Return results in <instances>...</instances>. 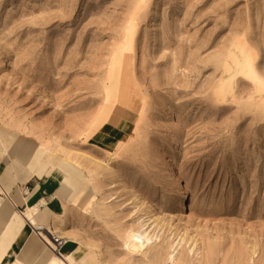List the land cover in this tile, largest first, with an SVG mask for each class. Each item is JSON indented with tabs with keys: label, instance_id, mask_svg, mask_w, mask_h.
<instances>
[{
	"label": "rangeland",
	"instance_id": "1",
	"mask_svg": "<svg viewBox=\"0 0 264 264\" xmlns=\"http://www.w3.org/2000/svg\"><path fill=\"white\" fill-rule=\"evenodd\" d=\"M0 130L84 178L76 264H264V0H0Z\"/></svg>",
	"mask_w": 264,
	"mask_h": 264
},
{
	"label": "crops",
	"instance_id": "2",
	"mask_svg": "<svg viewBox=\"0 0 264 264\" xmlns=\"http://www.w3.org/2000/svg\"><path fill=\"white\" fill-rule=\"evenodd\" d=\"M131 121L126 112L110 116L104 128V139L112 141L127 135ZM7 138L11 137L0 130V165L4 164L0 173V264H48L53 255L32 237V228L27 222L23 224L17 215L22 216L27 210L29 216L34 211L32 217L36 225L53 226L56 219L70 213L68 206H64L63 214L56 215L60 187L68 193L67 199H72L77 193V185L67 174L68 179L64 173L55 170L58 163L54 158L48 172L42 176L33 174L31 158L39 151L35 143L30 140L9 143ZM20 175H23L21 182H15L16 176ZM71 202L75 201L72 199ZM62 251L66 263L69 262L63 254L69 253L76 264L77 246L66 244Z\"/></svg>",
	"mask_w": 264,
	"mask_h": 264
},
{
	"label": "bare ground",
	"instance_id": "3",
	"mask_svg": "<svg viewBox=\"0 0 264 264\" xmlns=\"http://www.w3.org/2000/svg\"><path fill=\"white\" fill-rule=\"evenodd\" d=\"M35 153V152H34ZM53 156L45 153V152H37L35 154H33L32 158H31V164H32V173L38 176H42V174L48 172L49 168L51 166H53L52 161H53ZM31 166V165H30ZM59 169H61L64 173H66L69 177V179L71 178L73 183L77 185V192H84L85 188H86V182L84 180V178L82 177V175L78 172V169L76 167H74L71 164H68L66 161L61 160L59 161V163L57 164V166ZM55 167V169H56ZM34 175V176H35ZM84 189V191H83ZM186 196L185 192H182L180 194V198H179V202L181 199H184ZM32 212L34 213V211H31L29 216H28V212L26 210L25 214L20 216L17 215L18 219H20L22 221L23 224H26V222L33 228L32 233L35 235L36 239L41 242L44 247L52 254V255H56L57 253L55 252L54 249V245L51 241V237H57L58 239H60L61 237L57 236V233L55 234L52 231V227L51 225L47 226V225H36V223H34L33 221V217H32ZM28 216V218H27ZM43 231V233L41 232ZM44 232L47 236L44 237ZM129 236V241L127 243V245H130V247H128V249H130L133 252H138L140 248L145 247L149 244L150 242V238L148 236H146L145 234L141 233L139 230L135 231V232H131ZM43 237V238H41ZM65 255V257L67 258L69 263H66L64 261V256L58 255L57 257H53V258H49V263L48 264H74L70 257H69V253L67 254H63Z\"/></svg>",
	"mask_w": 264,
	"mask_h": 264
},
{
	"label": "built area",
	"instance_id": "4",
	"mask_svg": "<svg viewBox=\"0 0 264 264\" xmlns=\"http://www.w3.org/2000/svg\"><path fill=\"white\" fill-rule=\"evenodd\" d=\"M29 225V224H28ZM30 226V225H29ZM31 227V226H30ZM32 228V227H31ZM32 231H33V228H32ZM42 233H43V231H41ZM45 236H47L46 234H45V232H44V237ZM41 238H43V237H41ZM51 241H52V243H53V245H54V249L53 250H55V252L57 253V254H59L60 253V250L64 247V245L66 244V241H64V240H62L61 238L60 239H58L57 237H51Z\"/></svg>",
	"mask_w": 264,
	"mask_h": 264
}]
</instances>
